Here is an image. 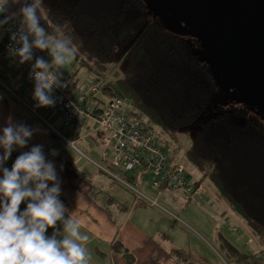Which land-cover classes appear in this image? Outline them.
<instances>
[{"label": "trees", "instance_id": "16d2710c", "mask_svg": "<svg viewBox=\"0 0 264 264\" xmlns=\"http://www.w3.org/2000/svg\"><path fill=\"white\" fill-rule=\"evenodd\" d=\"M40 9L49 35H57L59 24L72 39L77 66L106 78L104 97L139 107L154 131L174 134L201 119L187 160L264 237V115L233 97L236 89L223 85L200 39L177 36L142 0H43ZM119 60L122 75L107 78ZM224 247L239 264H264L227 242ZM113 248L128 264L136 262L120 241Z\"/></svg>", "mask_w": 264, "mask_h": 264}, {"label": "crops", "instance_id": "0c3cea01", "mask_svg": "<svg viewBox=\"0 0 264 264\" xmlns=\"http://www.w3.org/2000/svg\"><path fill=\"white\" fill-rule=\"evenodd\" d=\"M15 21L19 23L18 19ZM48 53L47 50L34 48L33 61L21 65L18 57H15L0 65L2 80L16 86L32 106L36 103L32 99L34 80L25 76L24 67L32 65L36 57H43L51 65L52 57ZM76 76L79 77L78 73ZM81 81V85L85 84L84 77ZM0 95L3 96L0 100V127L9 117L16 123L29 126L33 129V136L26 149L41 146L46 159L54 164L61 187L59 199L68 209L65 218L80 221L81 233L89 237L86 242L91 257L89 264H128L122 254L114 250L113 244L116 241L134 252V264H216L214 255L208 256L203 252V249L208 251L210 247L216 248L227 263L239 264L226 251L224 242L233 245L240 252L253 254L256 258L264 254V237L254 233L253 228L216 187L200 180V175H195L187 168L193 181L203 185V193L196 202L186 200L180 190L164 187L158 195L160 206L137 205L134 202V192L121 183L126 189L125 192L122 191L115 185L117 180L99 167L103 177L96 173L88 174L77 167L72 156L66 152L67 144L64 148L59 143L55 145L58 137L53 134L48 137V129L38 115L30 108L37 117L24 109L20 100L1 81ZM52 116L60 126L59 118L53 114ZM99 138L98 135L89 136L78 139L77 142H81L88 153L95 151L100 161H103ZM86 139H91L92 142L88 143ZM53 149L59 155L53 156ZM171 155L177 158L172 153ZM94 164L97 165L96 162ZM51 186L49 182V187ZM143 188L149 194L156 193L149 185ZM26 203L27 201L21 204V209L26 207ZM56 230L59 233L57 238H63L62 222L57 223ZM53 231L54 229L49 228L46 234L50 236ZM178 251L184 255L179 256L176 253Z\"/></svg>", "mask_w": 264, "mask_h": 264}, {"label": "clouds", "instance_id": "9594fccd", "mask_svg": "<svg viewBox=\"0 0 264 264\" xmlns=\"http://www.w3.org/2000/svg\"><path fill=\"white\" fill-rule=\"evenodd\" d=\"M42 3L43 0H0V29L19 20L18 31L10 35V40L18 45L13 50L19 64L33 61L34 48L47 50L52 57L51 65L43 57H36L31 65L34 108L54 106L56 101L51 95L54 87L70 89L62 69L76 53L72 39L62 36L61 25L55 27L56 36L46 32L41 24ZM53 67L55 71L51 70ZM67 106L74 108L71 99ZM32 136L33 129L11 117L0 127V264H89L91 257L86 248L89 237L81 233L80 221L65 218L68 209L59 199L61 187L56 168L46 159L42 147L36 145L20 151L11 168L5 166L13 152L27 148ZM67 143L70 145L71 141ZM52 155L59 153L53 149ZM25 201L26 207L21 209ZM58 222L63 223L64 234L60 239ZM49 228L54 229L50 236L46 234Z\"/></svg>", "mask_w": 264, "mask_h": 264}, {"label": "built area", "instance_id": "2783aa9c", "mask_svg": "<svg viewBox=\"0 0 264 264\" xmlns=\"http://www.w3.org/2000/svg\"><path fill=\"white\" fill-rule=\"evenodd\" d=\"M18 29L19 23L15 20L0 29V65L16 57L13 48L18 45L10 40V35ZM51 70L56 69L53 67ZM31 71L30 64L24 67L25 76L30 78ZM63 79L68 80L70 89L54 87L51 95L56 103L47 108L59 118L60 128L51 126L66 143L71 141L70 146L76 147L78 139L98 135L102 159L110 166L96 162L97 166L131 189L137 205L160 206L158 195L164 187L181 190L188 201H198L203 185L193 181L182 162L172 157L169 149L155 137V131L139 107L124 98L102 97L104 77L88 76L83 85L81 78L75 75H64ZM60 97H63L62 101ZM69 99L73 101L74 108L66 107ZM78 150L87 156L85 148ZM20 151L27 149L13 152L5 163L6 167L11 168ZM111 167L119 169L121 174L115 173ZM145 185L156 193L146 192ZM259 260L264 262V254L259 256Z\"/></svg>", "mask_w": 264, "mask_h": 264}, {"label": "water", "instance_id": "95a60500", "mask_svg": "<svg viewBox=\"0 0 264 264\" xmlns=\"http://www.w3.org/2000/svg\"><path fill=\"white\" fill-rule=\"evenodd\" d=\"M197 36L227 89L264 115V0H155Z\"/></svg>", "mask_w": 264, "mask_h": 264}, {"label": "rangeland", "instance_id": "374dc122", "mask_svg": "<svg viewBox=\"0 0 264 264\" xmlns=\"http://www.w3.org/2000/svg\"><path fill=\"white\" fill-rule=\"evenodd\" d=\"M142 1L145 3L146 7L148 8V11L152 14V17L155 18V16H156V15H154L155 0H142ZM40 13H41V9H40ZM158 20L166 28H168L170 31L175 33L177 36H179V37H181V38H183V39H185L187 41H191L192 40V32H191L190 28L184 22L178 20L171 13L166 12V11L162 12L160 14V16L158 17ZM77 64H78V60L76 59V56H74V58L72 59L71 63L64 65V67L62 69V71H64V75H66V74L70 75L71 73H75V72L77 73L78 72V75H79V77L82 80H83V77L85 79V78H88V76L89 77H93L94 76V75L90 74L89 72H87L84 67H81V66L78 67ZM121 65L122 64H121L120 60L117 63H115L114 65H112L113 69H112V71H110L106 75L107 78L110 77L111 79H117L118 77H120V75H122ZM76 68H77V71H76ZM86 75H87V77H86ZM0 81L2 82V84L4 86L7 87V89L10 90L11 93H13L15 95V97L18 98V100H20V102L24 106V109L26 108L32 115H35V114L38 115L39 120L48 129L46 131V133L48 134V137H51L52 134L55 135L56 137H58L57 138L58 140L57 139L55 140V142H56L55 145L61 144V147L64 148V145L67 144V143L65 142V140L63 138H61L57 133L54 132V130H53L52 126H51V125H54L55 127L60 128V126L56 122V118L54 119V117L52 116L50 110L47 107L34 108V106H32L30 104L29 100L26 99V97L22 94V92L20 90H18L16 88V86H13V85H10L7 82H4L2 80V76L1 75H0ZM232 102L235 103L236 105H239V103L236 102V101H232ZM29 108L35 114H33L30 111ZM24 114H25V112H24ZM202 118H204V117H202ZM200 122H201V119L198 120L196 123H192V124H190L188 126H185V127H182L180 129H178L174 134H170L169 132H165V131L160 130L159 128H156L155 137L157 139H159L170 150V152L182 162V164L186 168H188L192 172H194L195 175H200V177H201L202 173H200L193 165H191L190 162L187 160V157H186V152H187L188 148L191 146V144L193 143V141L195 139V134H196V131H197L199 125H200ZM42 131L44 132L45 130H42ZM91 139H86V141L88 143H90V142H92ZM67 146L68 147H65L66 152L72 156V158L76 162V166L77 167L81 168V170L87 171L88 174L96 173V174H99L100 177L104 176V174H102V172H99L100 170H99L98 166L95 165L94 163L97 162V163H100L102 165L105 164L106 166H110L109 162L100 161V159L95 154L96 153L95 151H90L89 153L86 151L87 156L81 154V152H79V150H78V148L79 149H83L84 145L81 142H77L76 143V147L72 146V145L70 146L68 144H67ZM63 152H65V151H63ZM62 157H64V156H62ZM87 157H89L90 160ZM111 169L115 173L121 174V171L119 169L112 168V167H111ZM131 174H132V172L129 173L130 176H131ZM203 180L205 181V183L207 185L214 187L213 183L209 179L203 178ZM115 185L117 187H119L120 189H122V191L123 190H124V192L126 191V189L121 185L120 181H118V180L115 181ZM193 202H196V201H193ZM254 233H256V232L254 231ZM199 248H201V247H199ZM212 249L213 248L210 247L208 249L209 252L206 249H203V252L205 254H207L208 256L209 255H211V256L214 255L216 264H229V263H227L226 259H224V256L220 257V255L218 254V251H217L216 248L213 249V250ZM211 251H213L212 252L213 254H211Z\"/></svg>", "mask_w": 264, "mask_h": 264}, {"label": "bare ground", "instance_id": "6f19581e", "mask_svg": "<svg viewBox=\"0 0 264 264\" xmlns=\"http://www.w3.org/2000/svg\"><path fill=\"white\" fill-rule=\"evenodd\" d=\"M102 97H104V95L102 94ZM106 98V97H105ZM100 143V142H99ZM100 146H101V144H100ZM170 151V150H169Z\"/></svg>", "mask_w": 264, "mask_h": 264}]
</instances>
